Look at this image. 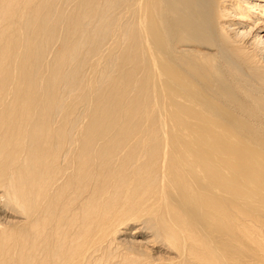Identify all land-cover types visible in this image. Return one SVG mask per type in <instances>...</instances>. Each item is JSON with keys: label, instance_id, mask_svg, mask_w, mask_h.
Listing matches in <instances>:
<instances>
[{"label": "bare ground", "instance_id": "1", "mask_svg": "<svg viewBox=\"0 0 264 264\" xmlns=\"http://www.w3.org/2000/svg\"><path fill=\"white\" fill-rule=\"evenodd\" d=\"M0 264H264V0H0Z\"/></svg>", "mask_w": 264, "mask_h": 264}]
</instances>
